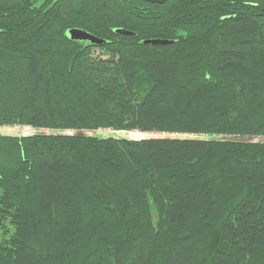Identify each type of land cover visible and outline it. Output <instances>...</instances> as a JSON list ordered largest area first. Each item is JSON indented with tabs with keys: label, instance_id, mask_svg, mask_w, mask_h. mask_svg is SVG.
Returning a JSON list of instances; mask_svg holds the SVG:
<instances>
[{
	"label": "trees",
	"instance_id": "trees-1",
	"mask_svg": "<svg viewBox=\"0 0 264 264\" xmlns=\"http://www.w3.org/2000/svg\"><path fill=\"white\" fill-rule=\"evenodd\" d=\"M263 7L0 0V264H264Z\"/></svg>",
	"mask_w": 264,
	"mask_h": 264
},
{
	"label": "rangeland",
	"instance_id": "rangeland-1",
	"mask_svg": "<svg viewBox=\"0 0 264 264\" xmlns=\"http://www.w3.org/2000/svg\"><path fill=\"white\" fill-rule=\"evenodd\" d=\"M35 129H32L28 126H16V125H4L0 126V133L8 134V135H29L35 133ZM41 132H51L50 130H40ZM76 133V131H68ZM78 133L83 134H90V135H97L101 137H108V136H116V137H126L129 139H140L145 137H162V136H170V137H196V135H188V134H176V133H155V132H140L137 130L134 131H118V130H112V129H98L96 131H80ZM199 138H219L221 136H215V135H197ZM225 137V136H222ZM239 138V137H238ZM249 139V138H246ZM252 140H260L264 141V137H256V138H250Z\"/></svg>",
	"mask_w": 264,
	"mask_h": 264
},
{
	"label": "water",
	"instance_id": "water-1",
	"mask_svg": "<svg viewBox=\"0 0 264 264\" xmlns=\"http://www.w3.org/2000/svg\"><path fill=\"white\" fill-rule=\"evenodd\" d=\"M145 1H148L151 3H164L167 0H145ZM263 10H264V7H263ZM117 31L126 33V34H133L132 32L124 30V29H117ZM67 35L69 38H72L75 40H88L93 44H101L105 41L104 39L99 38L96 35L86 30L78 29V28L68 30ZM142 42L145 44L161 45V44L171 43L173 42V40L156 38V39H145V40H142Z\"/></svg>",
	"mask_w": 264,
	"mask_h": 264
}]
</instances>
